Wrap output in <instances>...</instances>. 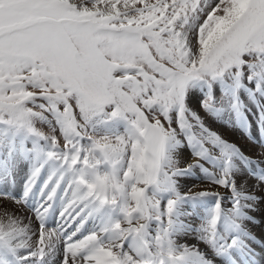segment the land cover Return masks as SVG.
<instances>
[{
  "label": "snow or ice",
  "instance_id": "snow-or-ice-1",
  "mask_svg": "<svg viewBox=\"0 0 264 264\" xmlns=\"http://www.w3.org/2000/svg\"><path fill=\"white\" fill-rule=\"evenodd\" d=\"M0 264H264V0H0Z\"/></svg>",
  "mask_w": 264,
  "mask_h": 264
},
{
  "label": "bare ground",
  "instance_id": "bare-ground-1",
  "mask_svg": "<svg viewBox=\"0 0 264 264\" xmlns=\"http://www.w3.org/2000/svg\"><path fill=\"white\" fill-rule=\"evenodd\" d=\"M228 135L230 136V138H234V139H237L238 138L236 136V134H234V133H228ZM52 223L55 225L54 221ZM254 229H257V227H254Z\"/></svg>",
  "mask_w": 264,
  "mask_h": 264
}]
</instances>
